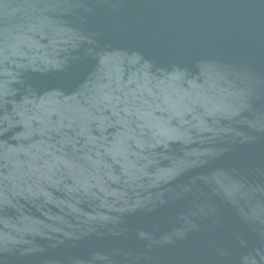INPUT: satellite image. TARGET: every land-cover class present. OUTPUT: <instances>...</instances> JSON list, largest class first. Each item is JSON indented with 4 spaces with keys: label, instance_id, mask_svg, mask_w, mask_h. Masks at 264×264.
Instances as JSON below:
<instances>
[{
    "label": "water",
    "instance_id": "obj_1",
    "mask_svg": "<svg viewBox=\"0 0 264 264\" xmlns=\"http://www.w3.org/2000/svg\"><path fill=\"white\" fill-rule=\"evenodd\" d=\"M0 264H264V0H0Z\"/></svg>",
    "mask_w": 264,
    "mask_h": 264
}]
</instances>
